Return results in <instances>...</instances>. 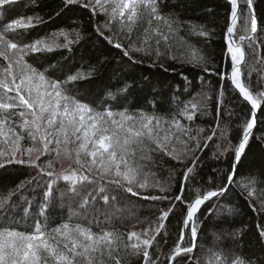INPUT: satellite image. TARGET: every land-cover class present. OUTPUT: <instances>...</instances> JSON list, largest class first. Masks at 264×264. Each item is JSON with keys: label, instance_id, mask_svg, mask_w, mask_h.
<instances>
[{"label": "trees", "instance_id": "16d2710c", "mask_svg": "<svg viewBox=\"0 0 264 264\" xmlns=\"http://www.w3.org/2000/svg\"><path fill=\"white\" fill-rule=\"evenodd\" d=\"M86 2L88 0H80L78 4L65 7L62 0H18L7 13L0 15V24L20 17H33L35 26L20 30L23 34L14 37V40L23 43L44 37L51 38L60 29L70 32L69 39L73 41L70 50L56 49L49 53L29 54L27 62L40 70L59 62L82 71L87 78L75 86L69 84V87H73V94L81 102L89 103L92 107L100 110L110 107L114 111L127 109L129 114L136 115L143 111L162 118L157 132L161 139L167 135L165 143L169 151L174 150V155H180L185 147L182 141L188 140L187 136L177 132L170 123L174 116L180 120L181 125L193 129L192 135H196L197 129H204L199 133L201 149L196 152L199 159L183 193L185 203L182 205L173 201L176 207L166 220L161 221L159 218L161 210L168 209L169 201L144 197H172L179 194V178L186 169L184 163L171 156L152 151L156 148L154 141L145 140L142 144L132 146L133 152L128 157L131 165L140 167L147 174L148 186L143 189L134 186L141 195L133 196L122 192L117 195L115 202L105 205L100 200L95 204L100 227L93 226L92 231L100 234L103 229L119 235L114 255L120 259L121 264H145L142 255L131 254L132 240L128 239L131 232L143 230H147L150 237L155 235V240L148 249L152 259L157 264H173L169 257L178 240L187 204L202 192L225 183L234 155L230 145H236L238 138L242 136L246 114L251 107L227 79L231 61L227 52L226 30L231 21V4L229 0H157L160 13L178 20L179 25H173L174 31H169L162 21H154L146 37L144 30L149 25L145 15L141 14L136 24L132 25L131 33H128L127 27L121 30L118 23L110 25L109 31L103 27L107 17L103 13L93 15L91 8L83 7ZM237 2L238 19L233 40L240 42L245 52V61L240 67L241 80L257 95L264 93V0H253L252 3V14L257 20L255 34L243 31L244 10L247 6L244 0ZM36 17L41 18L42 22L36 24ZM191 25L197 26L195 31ZM97 26H100L105 36H111L114 42L121 43L123 48L117 49L114 44H109L99 36L95 31ZM201 26L209 35L198 34ZM156 28L168 36L167 41L160 39L158 46V37L153 31ZM73 29L80 33L78 41L71 31ZM241 35L246 36L244 41L239 39ZM248 36L254 39L253 47H249ZM57 41L63 43L64 37H57ZM157 47L162 53L160 57L155 55ZM135 48H142L144 51L137 52L133 50ZM124 49H129L131 59L124 56ZM149 51L151 55L146 54ZM194 56L203 57V60L199 64L189 63ZM6 63L0 58V69ZM204 67L208 68L207 72L203 70ZM219 74H226L222 88ZM125 88L126 91H120ZM109 93L113 95L109 96ZM204 96L207 97V107L203 110L191 109L190 102H198ZM186 104L193 115L192 121L176 115ZM209 136L212 137L211 140H207ZM205 143L207 147H204ZM194 146L195 142L188 145ZM47 158L56 161V172L71 171L67 162L62 164L54 153L41 156V161ZM73 167L78 168L75 165ZM79 173L88 175L86 170H79ZM34 175L36 172L27 165L13 163L0 167V200ZM143 179V176L138 177L140 181ZM235 180L236 183L227 196L205 202L197 213L199 231L196 247L190 254L192 264H227L234 258L243 259L250 264H264V240L260 237V228L264 226V204L261 203L264 201V109H257L256 123L245 153L242 154ZM84 183L83 192L87 193L92 186ZM157 183L162 187H171L168 191L161 192L160 187L153 186ZM58 187L64 189L65 185L59 183ZM33 188H36L35 183L23 195L33 201L30 210L35 214L38 211L40 189L33 192ZM13 200H17V197H13ZM23 207L29 206L23 204ZM124 210L129 211L132 216L107 221L106 218L118 216ZM13 213L17 219L23 215L22 210L17 212L13 209ZM49 216L50 226L55 227L67 221L68 208L58 203ZM32 223L31 219L21 221L19 230H32ZM161 223L164 227L156 233L155 229ZM211 234L218 240L219 249H214L215 241ZM200 247L207 252H201ZM103 260L104 264H115L107 256ZM182 264H188V261H183Z\"/></svg>", "mask_w": 264, "mask_h": 264}, {"label": "snow or ice", "instance_id": "6c2138e0", "mask_svg": "<svg viewBox=\"0 0 264 264\" xmlns=\"http://www.w3.org/2000/svg\"><path fill=\"white\" fill-rule=\"evenodd\" d=\"M229 2L231 26L227 27L226 34L231 72L227 75V79L251 107L246 114L242 136L238 138L236 145H230L234 155L232 164L227 170L225 183L202 192L194 202L187 204L178 240L169 257L173 264H182L183 261L192 264L190 254L196 247L199 231L197 213L205 202L225 197L231 191L236 183L235 177L242 154L245 153L250 133L256 123V110L264 109V93L254 95L241 80L240 65L245 61V52L233 40L238 19V2L237 0H229ZM16 3L18 0H0V15L7 13ZM62 3L68 7L80 3V0H62ZM244 3L247 7L244 10L243 31L255 34L257 20L252 14L253 0H244ZM83 7L91 8L93 15L103 13L107 17L103 27L109 31L112 23H118L121 30L127 27L128 33H131L132 25L136 24L141 14L147 17L149 25V28L144 30L146 37L154 21L157 23L162 21L169 31H174L173 25H179L178 20L160 13L157 0H94V2L88 0ZM33 20L31 16L26 19L20 17L0 24V58L7 62L0 69V144L6 146L0 148V167L15 163L30 166L36 172L29 181L21 182L14 192L0 200V264H104L105 256L114 260L115 264H121L120 259L114 255L117 251L119 235L103 229L100 234L92 231L93 226L100 227L95 204L100 200L105 205L115 202L117 195L122 192L133 196L141 195L134 186H138L139 189L148 186L147 174L143 173L140 167L131 165L128 157L133 152L132 146L142 144L145 140L154 141L156 148L152 151L171 156L184 163L186 169L179 178V194H174L172 197H144L169 201L168 209L161 210L162 215L159 218L161 221L166 220L176 207L173 201L182 205L185 203L183 193L199 159L196 155L197 150L201 149L199 133L204 129L199 128L196 130V135H192L193 129L181 125L180 120L174 116L170 123L175 126L177 132L188 137V140L182 141L185 147L180 155H174V150L169 151L165 143L167 135L161 139L157 132L162 118L143 111L136 115L129 114L127 109L114 111L109 107L100 110L90 106L89 103L81 102L73 94V87H69V84L75 86L86 79L87 76L82 71L74 70L72 66L59 62L49 64L45 69L40 70L26 60L29 54L49 53L56 49L70 50L73 43L69 39L70 32L60 29L54 32L51 38H39L30 43L14 40V37L23 34L20 30L35 26ZM41 22V18H35L36 24ZM191 27L195 31L197 26L191 25ZM71 31L75 33V39L78 41L81 38L79 31L76 29ZM95 31L109 44H114L115 48H123V45L114 42L111 36H105L100 26H97ZM153 31L158 37L157 46L160 39L168 40V36L161 33L159 28ZM198 34L209 35L203 31L202 26ZM60 36L64 37L63 43L57 41V37ZM239 39L244 41L246 36L241 35ZM247 39L249 47H253V37L248 36ZM133 50L144 51L142 48ZM123 54L132 58L129 49H124ZM146 54L151 55V52ZM155 55L156 57L162 55L159 47L156 48ZM201 60L203 57L194 56L188 62L199 64ZM203 70L207 72L208 68L204 67ZM219 75L222 88L226 74ZM120 91H126V88ZM220 95H223L222 91ZM206 99L207 97L204 96L198 102H190L191 109H205ZM176 115L186 117L188 121L193 120L187 104ZM248 116L251 118L249 119ZM17 117L22 120L18 125L19 132L16 130ZM211 139V136L207 138V140ZM24 140L30 141L33 145L26 149L28 159L23 158L25 150L21 148V141ZM191 142H195L194 147H188ZM69 144L72 145L71 148L68 147ZM204 147H207V143ZM217 148L219 151V146ZM48 153H54L62 164L67 162L71 171L56 172L51 158L41 161V156ZM5 156L8 157L6 160ZM144 158L150 159V157ZM74 165L78 168H74ZM79 170H86L88 175H81ZM141 176L144 177L143 181L138 180ZM84 182L92 186L87 193L83 192ZM33 183L36 184V188L32 189L33 192H36L37 188L40 189L38 211L35 214L30 210L33 201L23 195ZM59 183H64V189L58 187ZM153 186L160 187L161 192H166L171 187V185L162 187L158 183ZM13 197H17V200L14 201ZM20 201L29 207L24 208ZM58 203L68 208L69 216L67 221L51 227L49 213ZM261 203L264 204V201ZM13 209L17 212L22 210L23 215L20 219L16 218ZM27 219L33 221L32 230H19L21 221L26 222ZM163 227L164 224L161 223L155 229L156 233H159ZM132 237L136 238V243L130 245L131 254L142 255L145 264H157L148 251L155 240V235L141 240L140 234L133 231L128 239L131 240ZM260 237L264 240V226L260 228ZM125 247L129 246L125 245ZM227 264H250V262L234 258Z\"/></svg>", "mask_w": 264, "mask_h": 264}, {"label": "rangeland", "instance_id": "374dc122", "mask_svg": "<svg viewBox=\"0 0 264 264\" xmlns=\"http://www.w3.org/2000/svg\"><path fill=\"white\" fill-rule=\"evenodd\" d=\"M114 24H116V23H112L111 25H114ZM235 43L238 45V46H240L241 47V44H240V42H238V41H235ZM230 54V53H229ZM20 123H22V120L20 119V118H16V125H17V131L19 132L20 131V128L18 127V125L20 124ZM31 146H33L32 145V143L30 142V141H28V140H24V141H21V148L23 149V150H25V154L23 155V158L24 159H28V156H27V153H26V149L28 148V147H31ZM37 146H39V145H37ZM3 147H6L5 145H3V144H0V148H3ZM68 147L70 148L71 147V144H69L68 145ZM49 154V153H48ZM48 154H45V155H48ZM18 156H19V153H18ZM8 157L7 156H5L4 157V159L6 160ZM48 159V158H47ZM44 160H46V159H44ZM54 163L56 162L55 160L53 161ZM123 169V168H122ZM81 175H84L83 173H81ZM113 176H114V172H113ZM132 216V214L131 213H129V211H127V210H124L123 211V213L122 214H118V216H115V215H113L112 217H110V218H106L107 219V221L108 220H110V219H121V218H126V217H131ZM138 234H140V236H141V240L142 239H144V238H150V233L149 232H147V230H143L142 232H137ZM211 236L214 238V244H213V246L215 247L214 249H219L220 247H219V245H218V240L216 239V237H215V235L214 234H211ZM132 241H131V243H136V238L135 237H132V239H131ZM200 250H201V252H207L206 250H205V248H202V247H200ZM232 250V249H231Z\"/></svg>", "mask_w": 264, "mask_h": 264}, {"label": "water", "instance_id": "95a60500", "mask_svg": "<svg viewBox=\"0 0 264 264\" xmlns=\"http://www.w3.org/2000/svg\"><path fill=\"white\" fill-rule=\"evenodd\" d=\"M240 67H241V65H240ZM230 72H231V70L228 72V74L227 75H230ZM229 82H230V80H228ZM231 84V83H230ZM233 88H234V86H232ZM235 89V88H234ZM237 92H238V90L237 89H235ZM257 111V110H256ZM252 132V131H251ZM251 134V133H250ZM192 202H194V200L192 201ZM170 264V263H169Z\"/></svg>", "mask_w": 264, "mask_h": 264}]
</instances>
